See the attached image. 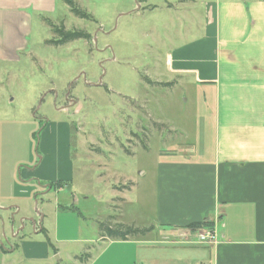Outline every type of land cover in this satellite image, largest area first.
I'll return each instance as SVG.
<instances>
[{
  "label": "rangeland",
  "instance_id": "374dc122",
  "mask_svg": "<svg viewBox=\"0 0 264 264\" xmlns=\"http://www.w3.org/2000/svg\"><path fill=\"white\" fill-rule=\"evenodd\" d=\"M55 1L50 12L25 9L30 16L24 21L0 20V164L15 163V181L25 188L20 174L40 164L43 151H53L54 162V179L40 181L51 187L36 192L40 223L54 249L47 260L29 262L15 254L6 264H133L125 242L99 240L100 224L152 231L149 178L166 149L195 139V99L205 95L192 78L168 72L166 53L184 41L190 17L202 27L203 5L74 0L90 15L78 17L65 0ZM253 11L264 18V3H255ZM13 23L22 44L8 60L3 55ZM262 26L245 31L242 40L248 43L252 35L253 47L264 50ZM56 27L89 37L57 44L52 41L63 36ZM66 149L73 174L57 188L54 183L64 174L58 173L57 150L61 155ZM29 223L26 229L32 228ZM146 232L132 241L154 242L155 232ZM87 250L90 257L84 256Z\"/></svg>",
  "mask_w": 264,
  "mask_h": 264
},
{
  "label": "crops",
  "instance_id": "0c3cea01",
  "mask_svg": "<svg viewBox=\"0 0 264 264\" xmlns=\"http://www.w3.org/2000/svg\"><path fill=\"white\" fill-rule=\"evenodd\" d=\"M55 2L0 0V20L24 21L30 16L25 9L50 12ZM170 3L203 5L202 27L196 17H190L184 41L166 53L169 73L192 78L196 87L204 88L205 95L195 99L197 111L192 113L198 133L192 142L166 149L149 178L154 216L152 231L144 236L155 232L156 240L132 241V236L116 240L132 249L128 261L133 264H264V50L253 47L252 35L248 43L241 38L245 31L264 25V18L253 11L255 3L264 0ZM246 3L251 5L247 9ZM15 24L10 26L12 42L3 55L8 60L16 58L14 49L22 44ZM260 39L261 35L256 40ZM63 109L58 110H67ZM65 128L62 124V132ZM57 152L62 166L58 173L63 169L64 174L54 184L60 188L67 184L62 179H69L73 168L68 149L61 155ZM43 155L40 164L24 169L23 174L18 168L26 179L25 188L15 181V163L6 166L1 161L0 264L15 254L29 262L49 257L51 247L40 223L43 216L36 206V192L51 187L40 181L54 179L53 151H43ZM29 219L32 228L26 229ZM193 223H210L211 227L189 228ZM202 228H213L217 241L198 242L196 230ZM108 239L114 238L99 236L101 241ZM85 253L90 257L88 250ZM75 260L87 262L80 256Z\"/></svg>",
  "mask_w": 264,
  "mask_h": 264
},
{
  "label": "trees",
  "instance_id": "16d2710c",
  "mask_svg": "<svg viewBox=\"0 0 264 264\" xmlns=\"http://www.w3.org/2000/svg\"><path fill=\"white\" fill-rule=\"evenodd\" d=\"M66 3L70 6V11L78 16V17H89L90 15L87 14L85 11L81 10L79 8V6L75 3L74 0H65ZM55 32L60 33L63 37L60 40H55L52 41L54 43L60 44L63 43L65 41H69L75 38H87L89 37L87 33L83 32V31H77V30H64V28H54ZM61 183L57 182L56 185H60ZM61 186V185H60ZM101 226V231H100V235L101 236H106L108 238H114V239H119V240H127L128 237L140 234V233H144L146 232L148 229L144 228V229H140L138 227L132 226V225H126L123 223H112L111 221H107L106 223H102L100 224ZM201 226H207V227H211L210 223H193L189 225V228L192 229H196V228H201ZM50 247L52 249H54L52 247V244L48 241ZM85 257L88 256V254L85 253L84 255ZM134 264H140V263H134Z\"/></svg>",
  "mask_w": 264,
  "mask_h": 264
},
{
  "label": "built area",
  "instance_id": "2783aa9c",
  "mask_svg": "<svg viewBox=\"0 0 264 264\" xmlns=\"http://www.w3.org/2000/svg\"><path fill=\"white\" fill-rule=\"evenodd\" d=\"M198 242L213 244L217 241V236L213 228H202L196 230Z\"/></svg>",
  "mask_w": 264,
  "mask_h": 264
},
{
  "label": "water",
  "instance_id": "95a60500",
  "mask_svg": "<svg viewBox=\"0 0 264 264\" xmlns=\"http://www.w3.org/2000/svg\"><path fill=\"white\" fill-rule=\"evenodd\" d=\"M11 219V221L13 222L14 221V219H13V217L12 218H10ZM30 221H32V219H29ZM2 226H4V223L2 222ZM13 228V227H12ZM11 228V229H12ZM3 230H4V227H3ZM15 234H13L12 236H14ZM6 239H7V237H5ZM8 241V240H7Z\"/></svg>",
  "mask_w": 264,
  "mask_h": 264
}]
</instances>
